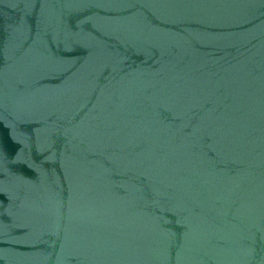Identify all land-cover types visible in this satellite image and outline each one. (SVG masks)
Wrapping results in <instances>:
<instances>
[{"label":"water","instance_id":"water-1","mask_svg":"<svg viewBox=\"0 0 264 264\" xmlns=\"http://www.w3.org/2000/svg\"><path fill=\"white\" fill-rule=\"evenodd\" d=\"M0 264H264V0H0Z\"/></svg>","mask_w":264,"mask_h":264}]
</instances>
